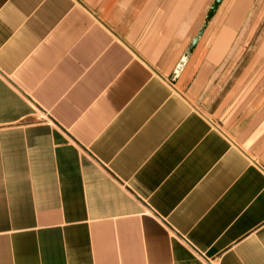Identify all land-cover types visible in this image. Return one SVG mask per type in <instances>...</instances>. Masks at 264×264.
Returning <instances> with one entry per match:
<instances>
[{"label": "crops", "instance_id": "crops-1", "mask_svg": "<svg viewBox=\"0 0 264 264\" xmlns=\"http://www.w3.org/2000/svg\"><path fill=\"white\" fill-rule=\"evenodd\" d=\"M212 2L0 0V264H264V0L173 77Z\"/></svg>", "mask_w": 264, "mask_h": 264}, {"label": "rangeland", "instance_id": "rangeland-1", "mask_svg": "<svg viewBox=\"0 0 264 264\" xmlns=\"http://www.w3.org/2000/svg\"><path fill=\"white\" fill-rule=\"evenodd\" d=\"M252 23V22H251ZM257 24V22H255ZM264 27V23L261 22L259 24V31H262ZM257 39V38H256ZM256 41V40H255ZM257 43V42H255ZM176 70V69H175ZM174 70V72H175ZM173 72V74H174ZM174 77V76H173ZM175 78V77H174ZM194 105L202 110L210 119H212L215 123H217L220 127H222L231 137L232 139L236 140L237 142H240V138L237 135V133L233 132L232 130H230V127L228 126V121L225 120V117L221 114H218L214 108L213 105H211L210 100H206L205 97L201 98V99H197L196 101H194ZM227 121V122H226Z\"/></svg>", "mask_w": 264, "mask_h": 264}, {"label": "water", "instance_id": "water-1", "mask_svg": "<svg viewBox=\"0 0 264 264\" xmlns=\"http://www.w3.org/2000/svg\"><path fill=\"white\" fill-rule=\"evenodd\" d=\"M223 0H213L207 14L205 17V20L200 28V30L198 31V33L196 34V36L192 39L189 47L187 48L183 58L181 59V61L179 62V64L176 67V70L173 74L174 77H176V75L179 73L180 69L182 68V66L184 65V63L186 62V60L188 59V57L190 56L192 50L194 49V47L196 46L200 36L202 35L204 29L206 28L208 22L210 21V19L213 17V15L215 14V12L217 11L218 7L220 6L221 2Z\"/></svg>", "mask_w": 264, "mask_h": 264}]
</instances>
